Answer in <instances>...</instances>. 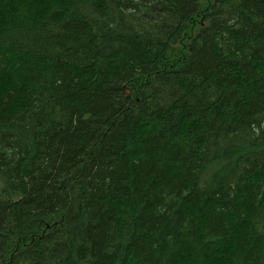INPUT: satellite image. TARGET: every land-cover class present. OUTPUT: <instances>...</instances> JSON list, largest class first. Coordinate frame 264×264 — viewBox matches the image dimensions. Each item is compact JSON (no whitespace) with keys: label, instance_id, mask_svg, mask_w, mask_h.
Returning a JSON list of instances; mask_svg holds the SVG:
<instances>
[{"label":"trees","instance_id":"trees-1","mask_svg":"<svg viewBox=\"0 0 264 264\" xmlns=\"http://www.w3.org/2000/svg\"><path fill=\"white\" fill-rule=\"evenodd\" d=\"M0 264H264V0H0Z\"/></svg>","mask_w":264,"mask_h":264}]
</instances>
